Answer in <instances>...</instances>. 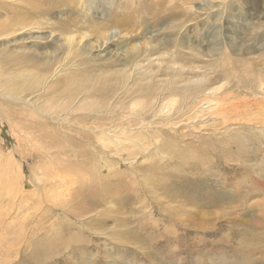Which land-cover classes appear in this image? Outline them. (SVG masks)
I'll return each mask as SVG.
<instances>
[{
	"label": "rangeland",
	"instance_id": "1",
	"mask_svg": "<svg viewBox=\"0 0 264 264\" xmlns=\"http://www.w3.org/2000/svg\"><path fill=\"white\" fill-rule=\"evenodd\" d=\"M34 1L0 0L1 24L16 22L18 8L29 24L0 38V90L10 97L0 94V116L2 108L21 114L14 116L18 129L16 122L35 124L22 115L35 113L34 106L56 110L59 116L44 121L71 143L81 145L80 137L91 141L95 145L85 148L97 153L99 116L89 111L100 116L108 112L101 118L106 128L121 124L136 133L141 127L137 104L153 103L157 97V105H145L143 117L153 126L161 150L146 162L144 154L133 164H123L121 177L114 171L102 177L110 191L102 208L85 221L89 230L84 237L92 238L91 243H75L48 258L49 244L53 251L61 249L65 245L54 240L76 228L55 223L52 216L59 209H50L44 193L33 192L29 177L33 167L52 166L57 150H50L51 158L37 150L22 158L14 150L18 138L1 121L0 154L4 161L11 155L22 167L29 193L11 190L0 166V256L19 253L13 264H264V0ZM110 11L118 13L119 23L103 42L96 29ZM179 35H184L183 48L160 49L159 55L167 53L164 60L149 53ZM56 58L61 62L52 70ZM45 66H51L46 79L41 77ZM120 70L130 76L115 74ZM34 77L43 83L27 89L26 94L33 92L29 104L14 101L16 83L27 88L41 83ZM6 78L14 81L9 92ZM200 78L206 81L190 84ZM221 84L225 86L217 93L215 87ZM191 90L197 96L194 104L188 97ZM171 99H177V106L154 116L160 100ZM38 129L33 131L35 140L41 138ZM134 145L142 151L140 144ZM53 159L56 163L58 158ZM161 176L166 180L160 181ZM130 187L138 192L131 193ZM49 190L48 197L61 191ZM111 195L117 198L110 205ZM216 196L224 207L202 205ZM151 214L158 223L149 219Z\"/></svg>",
	"mask_w": 264,
	"mask_h": 264
},
{
	"label": "bare ground",
	"instance_id": "2",
	"mask_svg": "<svg viewBox=\"0 0 264 264\" xmlns=\"http://www.w3.org/2000/svg\"><path fill=\"white\" fill-rule=\"evenodd\" d=\"M14 1L16 3L25 2V0H14ZM63 1L64 3H66L65 0ZM26 2H28L31 5L36 4L34 0H26ZM185 10L187 11L186 8ZM16 12L18 13V15L16 16L17 20L16 22L13 21L11 26L7 22H5L4 24L0 23V38L3 34L13 31V29L21 30L29 26V24L26 22V19L24 18L25 11L19 10L18 8ZM118 16L119 15L117 12L110 11L108 13L107 18L104 20V22H102L100 25L97 26L96 33L99 34L100 41L105 42L106 35L111 30L113 25L115 23L116 24L119 23V22H116V20L118 19ZM186 22H189V21H186ZM176 26L177 25H173L172 27H176ZM69 43L70 45L74 43V39L72 38V36L69 38ZM171 45L172 47H170ZM183 46H184V35L183 36L179 35L177 37L175 36V39L173 42L161 48L160 47L154 48L151 51H149V53L153 51V55L155 56L158 55L156 59L159 61H162L165 59V55L167 53H162L159 55L158 51L160 49H163V50L173 49L176 52L178 49H182ZM177 56L178 55H175L173 62L177 61ZM60 60H61L60 58L55 59V63L52 67V70L56 64H59V62H61ZM152 60L155 61L154 59ZM15 61L19 62L20 59H16ZM152 65L153 64L145 68L146 69L151 68ZM159 65L161 66V62H159ZM40 66H42L41 63L40 65H38V67ZM106 67H109V66H106ZM50 68L51 66L44 67V69L47 70V72H44V76L41 75L42 78L44 79L47 78V76L49 75ZM42 69H43V66L41 67V70ZM83 74L84 72H81L82 76ZM115 74L121 75L124 78H127L130 76V72L128 70L127 71L120 70L119 72ZM33 79L38 80L41 83H37L31 86L30 88H27L25 86V83H23V85L16 83L18 93L16 96L17 99L14 98V101L16 102L22 101L26 104H29L28 97L33 92L26 94L27 89L33 90L34 88H36L39 85H42L43 83V79L36 78V77H34ZM93 81L97 82V80L91 79V82ZM205 81H206L205 78H200L198 81H196V83H190V84L197 87L201 85L202 83H204ZM3 84L5 87V90L9 92L10 87L14 85V81H12L9 78H6ZM224 86L225 84L218 85L217 87H215V91L217 93L222 91ZM79 92L80 91L76 93V96L79 95ZM0 94L4 95L5 98L10 99V97L3 94L1 90H0ZM44 94H47V90L45 88H44ZM195 94H196L195 91L191 90V93L188 96L193 102V104L197 102V96ZM186 98L187 97L185 96V99ZM152 100H153V103H148V102L146 103L144 101L143 105L141 102L137 104V105H140V112H139L140 118L139 119L141 120V127L138 130L139 132H136V133L134 131L126 130L127 127L121 124L116 127L111 126L110 128H106L105 121L104 120L101 121V118L102 117L104 118V116H109V113L106 112L105 114H102L103 116H100L101 114L99 112L89 111L92 114H97L99 116L97 120V128L96 130H94V132L101 133V136H99V140L101 144L97 148L99 151L97 153L95 152L96 150L94 149L91 150L89 148H85L88 146L95 145L91 141H88L80 137L79 140L81 141V145H77L76 142L71 143L65 138H62V134L60 133L59 128L54 129L52 128L51 123H49L48 121H44L45 120L44 118L51 119L52 116L53 118L56 116H59V112H57L56 110L53 112H44L43 110H39L36 106H34L36 108L35 113H30V114L22 113V115L30 116V118L36 120L35 124H32L27 127L23 123L16 122L19 125V128L16 129V125L14 124V122H15V119L17 118L14 116H21V114L16 115L17 112L15 110H13L12 113H8L4 108L1 107L2 116H0V122L5 120L10 125L12 134L18 138L19 144L14 148V150L16 153H19L22 158H26V154H29L31 150H37L38 152L40 151V152L46 153L48 157L51 158L49 154L50 150H53V149L57 150L53 153L52 160L50 159L51 160L50 164L52 163V166L47 165V164L46 166L45 164L43 165L40 164L38 165V167L31 168L29 181L32 186L31 187L32 190H34L33 191L34 193L35 192L37 193V191H40L42 194L44 193V201L51 205L49 206L50 209H53V210L59 209L60 211L59 214L58 215L55 214L52 216L53 219L55 218L57 220L55 223L61 226H69V227L74 226L76 229H75V232L74 230H72L68 235H64L54 240L55 243H60L58 245H65L64 247L62 246L61 249H56L55 251H53L52 250L53 244L50 243L49 247L46 248L45 250V252L47 250H49V252L47 253L44 252L46 257L48 258L52 256L58 257L62 254V251L64 252L65 249L68 250L75 243L77 244H88L89 243L90 244L92 238L90 240V238L84 237V234L88 229L87 226L85 225V221L87 220V218L91 217V215L99 207L102 208L105 202V193H108L110 191V189L108 188L110 185L109 182L103 181L102 177H108L110 175V171H114L113 175L115 177H121L122 172H120L119 169L122 168L123 164H127V163L133 164L135 161L140 159L139 158L140 155L143 158L144 154H147V158L144 160L146 162L150 158L151 155H155V151L158 152L159 150H161V146L158 144V140L156 142V135H155V132H153V126H151V123H145L146 120L143 117L144 116L143 110H145L148 106L152 107L153 104L157 105L159 101L157 97L153 98ZM159 103H160V107H158L159 110L155 111L154 116H161V115L164 116L166 113H168V111H171L175 106H177V99H171L169 102H165V103H163L162 100H160ZM145 105H146V108H145ZM81 106H80L81 107L80 109H84L86 105L82 104ZM95 108H98V107H93V109ZM165 109H168V111L165 112L164 114L163 111ZM44 127H48L46 131H44ZM36 128H39L38 137H41L39 140H35V138L33 137V131ZM135 142L136 144H140V148L142 151H140L137 145H134ZM92 152L96 154V156ZM124 155L126 156L127 159L124 158ZM9 156L11 157V155ZM9 156H7V158L10 160L4 161L3 160L4 155L2 156V154H0V164H1L0 166L4 170V173H6V175H4V178L6 176L7 182L11 184L10 186L11 190L16 189V190H19L21 194L28 195L29 191L25 190L24 188L25 177H23L22 167L17 162L15 163V161L12 160ZM53 157L58 158L56 163H53L54 161H56V159H53ZM62 158L64 159L65 164H61ZM95 162L97 166H92V163H95ZM12 167L14 168V172L10 174L9 170ZM136 179L138 180V177ZM136 179H135V182H136ZM165 180L166 178L164 176L160 177V181H165ZM114 188L115 187L113 186V190ZM49 189H59L61 191L53 192L52 194L49 193L51 194V196L48 197L46 196V193L50 191ZM130 191L131 193H134V194L138 192V190L132 189L131 187H130ZM183 197L185 198V196ZM79 198H81L80 201H77ZM116 198L117 197L115 195H111L110 201L108 204L110 205L113 204L111 201ZM186 198L188 199L190 203L191 202L194 203L195 201V198L193 196H186ZM221 204L222 203H220V199L216 196V199L211 198L210 200L209 198H207V202H204L202 205H204L206 208L224 207ZM67 216L68 217L72 216L73 221L72 222L68 221ZM152 216L153 215L151 214L149 219L153 221L155 224L158 223V220ZM120 242H121V239H120ZM18 256H19V253L17 252H10L6 254H2L0 257H2L3 259L2 261L3 264H10V263L13 264L14 262H16L15 259Z\"/></svg>",
	"mask_w": 264,
	"mask_h": 264
}]
</instances>
